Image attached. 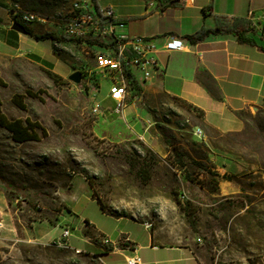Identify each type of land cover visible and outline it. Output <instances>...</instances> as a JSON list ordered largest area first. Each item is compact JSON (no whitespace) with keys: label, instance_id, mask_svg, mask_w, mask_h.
Here are the masks:
<instances>
[{"label":"rangeland","instance_id":"374dc122","mask_svg":"<svg viewBox=\"0 0 264 264\" xmlns=\"http://www.w3.org/2000/svg\"><path fill=\"white\" fill-rule=\"evenodd\" d=\"M73 1L9 0V5L18 4L45 18L46 22L32 25L36 32L61 35ZM57 50L74 56L73 43ZM51 56L58 71L70 76L65 59ZM88 66L94 70L96 62L90 59ZM74 68L85 72L81 63ZM55 74L24 57L0 52L3 113L44 129L39 139L17 143L0 128V217L5 220L0 230V264H98L91 252L76 254L56 243L64 229H74L60 223L63 204L58 191L68 199L88 193L84 181L68 190L75 176L92 179L109 213L125 214L124 218L189 242L212 264H264V107L250 112L252 118L242 133L213 134L211 143L194 135L189 112L168 108L161 117L188 131V149L159 126L164 141L157 150L139 138L111 142L96 131L98 116L92 108L94 99L101 102L108 93L105 81L91 97L86 81L76 84ZM137 104L148 106L144 100ZM173 143L184 154L182 164ZM145 149L156 156L148 183L128 163L129 156L144 155ZM90 212L96 213L92 208ZM75 245L88 249L79 240Z\"/></svg>","mask_w":264,"mask_h":264},{"label":"crops","instance_id":"0c3cea01","mask_svg":"<svg viewBox=\"0 0 264 264\" xmlns=\"http://www.w3.org/2000/svg\"><path fill=\"white\" fill-rule=\"evenodd\" d=\"M97 1L102 7L114 9L117 18L126 23L122 32L129 37L150 38L160 50L168 36L183 38L187 45L179 52L161 50L159 67L151 81L144 82L137 75L142 89L140 101L144 100L147 107L132 102L123 114H116V103L109 97L108 90L101 98L102 112L96 123V131L103 138L111 142L139 138L158 150L156 146L162 147L164 141L159 130L162 126L188 149V131L178 129L173 122L161 117L168 108L178 107L186 115L189 112L195 129L202 131V136L196 137L211 143L213 134L226 136L245 130L246 122L239 118L240 112H254L264 107V0H193L172 5L158 0L154 6L149 4L157 0ZM0 3L5 6H0V52L24 57L64 78L70 76L58 71L60 67L51 55L65 59L71 72L67 74L80 70L74 67L87 60L83 51L72 57L59 54L51 41L36 42L12 29L9 0ZM235 21L248 23L250 31L246 36L255 44L241 43L234 34L224 32L211 33L195 43L188 39L203 29H222L225 23ZM150 107L157 112L154 114ZM217 158L225 157L218 155ZM80 181L87 185V196L73 195L68 199L62 190L58 191L63 204L60 223L74 228V248L91 252L98 264H128L127 259L135 256L141 258L142 264L213 263L189 242L166 236L156 228H146V223L103 211L86 178L75 176L68 190L73 191ZM89 207L96 213L90 212ZM127 237L130 243L125 241ZM78 240L88 249L75 245Z\"/></svg>","mask_w":264,"mask_h":264},{"label":"built area","instance_id":"2783aa9c","mask_svg":"<svg viewBox=\"0 0 264 264\" xmlns=\"http://www.w3.org/2000/svg\"><path fill=\"white\" fill-rule=\"evenodd\" d=\"M1 1V0H0ZM168 4L187 3L193 0H166ZM157 1H151L150 6H154ZM159 7V6H158ZM11 25L13 24H36L46 22V19L34 12L24 11L18 4L9 5ZM126 23L117 18L111 6H96L94 0H74L66 16L63 33L73 42L72 54L78 55L83 51L87 60L83 63L82 82L88 88L91 97H95L101 90V83L105 81L109 97L116 103L114 112L123 114L124 109L130 103L138 102L141 99L137 87L141 88L137 81V75L144 82L151 81L155 70L159 67L158 53L162 50L166 53L183 51L187 48L183 38L168 36L162 49H158L154 40L146 37H129L122 32ZM63 44H56V47ZM65 50H67L65 48ZM77 50V51H76ZM113 53V60H103V53ZM77 53V54H76ZM92 59L96 66L91 69L88 61ZM84 73H88L87 76ZM135 80L136 85L131 81ZM93 108L97 109L98 115L102 112L101 103L95 101ZM188 123V120H187ZM195 136H202V131H194ZM0 217V230H2ZM151 224H146V228H151ZM72 230L64 229L57 238V245L65 247L74 252H82L74 248L72 244ZM126 242H130L128 237ZM128 264H142L141 258L135 256L127 259Z\"/></svg>","mask_w":264,"mask_h":264},{"label":"trees","instance_id":"16d2710c","mask_svg":"<svg viewBox=\"0 0 264 264\" xmlns=\"http://www.w3.org/2000/svg\"><path fill=\"white\" fill-rule=\"evenodd\" d=\"M94 2L96 3V6L99 7V3L97 0H94ZM0 6L5 8L4 5H2L0 3ZM21 25V24H20ZM33 24L30 25H26V24H22V26L25 29V35L30 37L32 40L36 41V42H45V41H51L52 45L54 47V51L58 52L56 44H68V43H73L70 42L69 37L66 34H55L52 32H45V33H38L36 32L33 28H32ZM250 31V27L248 25V23L246 21H235L234 23H225V25L223 26L222 29H217V30H201L199 31L197 34H195L194 36L189 37L188 39L195 43L197 41H202L207 35L213 33V34H219V33H229V34H234L238 41H240L241 43H250V44H255L254 40L248 38L246 36V33ZM49 73H51V71L47 70ZM54 75V74H53ZM58 76L57 74H55V77ZM134 85H136L135 80L132 78L131 81ZM138 93L139 95L142 94V89L137 87ZM16 103L20 106H22V102L20 100H16ZM1 101H0V128H3L5 130H7L14 141H16L17 143H24L26 141H31V140H37L40 137V134L42 132H44V129L39 125V124H35V123H31L29 120H22V119H10L9 117H7L2 109H1ZM189 109L192 108L191 105H186ZM239 118L242 119L243 121L248 122L249 119L252 118V114L250 112H240L238 114ZM180 123L177 124V126H179ZM173 139L175 140V135H172ZM174 154L177 158V161L180 162L181 164L183 163V157L184 154H182L179 149L177 148L176 143H173L172 145ZM156 159L155 154L148 149H145V154L144 155H137V156H129L128 158V163L131 166V169L133 170V172H135L139 178L144 181V182H149L152 178L153 172H154V167H153V160ZM88 180V182L90 183L93 192H94V196L96 197L98 203L100 204L101 208L103 211L107 212L109 215L115 216V217H128L125 214L122 215H114L109 213L106 208L107 206L105 205V203L102 200V196L99 194L97 185L92 181V179L90 177L86 178ZM178 204L182 206V202L180 200H177ZM187 203V202H186ZM188 217H191L193 215V213H191V209L189 207H191L190 202H188ZM183 207V206H182ZM185 209V208H184ZM87 224H89L88 221H86ZM87 234H89V232L87 231ZM75 243V242H74ZM130 243V242H128Z\"/></svg>","mask_w":264,"mask_h":264},{"label":"water","instance_id":"95a60500","mask_svg":"<svg viewBox=\"0 0 264 264\" xmlns=\"http://www.w3.org/2000/svg\"><path fill=\"white\" fill-rule=\"evenodd\" d=\"M12 29L22 33V34H25V29L22 25L20 24H13L12 25ZM69 79L71 81H73L74 83L76 84H80L82 82V73L80 71H76L74 72L73 74L70 75Z\"/></svg>","mask_w":264,"mask_h":264},{"label":"bare ground","instance_id":"6f19581e","mask_svg":"<svg viewBox=\"0 0 264 264\" xmlns=\"http://www.w3.org/2000/svg\"><path fill=\"white\" fill-rule=\"evenodd\" d=\"M103 60H113V53L111 52H104L103 53ZM92 113L96 116H98V111L95 108H92ZM3 226V221H2ZM76 254H80L81 252H75Z\"/></svg>","mask_w":264,"mask_h":264}]
</instances>
